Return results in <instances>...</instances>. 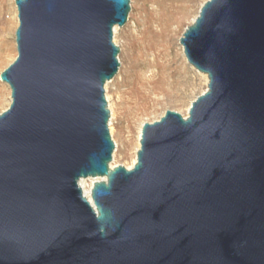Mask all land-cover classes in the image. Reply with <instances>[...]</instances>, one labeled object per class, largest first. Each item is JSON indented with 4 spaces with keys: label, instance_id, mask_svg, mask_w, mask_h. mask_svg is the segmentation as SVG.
Segmentation results:
<instances>
[{
    "label": "water",
    "instance_id": "water-1",
    "mask_svg": "<svg viewBox=\"0 0 264 264\" xmlns=\"http://www.w3.org/2000/svg\"><path fill=\"white\" fill-rule=\"evenodd\" d=\"M131 0H15L1 72L0 264H264V0H207L180 42L208 76L189 114L111 167L106 84ZM106 177L92 187L81 178Z\"/></svg>",
    "mask_w": 264,
    "mask_h": 264
},
{
    "label": "rangeland",
    "instance_id": "rangeland-1",
    "mask_svg": "<svg viewBox=\"0 0 264 264\" xmlns=\"http://www.w3.org/2000/svg\"><path fill=\"white\" fill-rule=\"evenodd\" d=\"M206 1H130L131 10L127 22L121 27L117 26L114 32V40L121 48L119 54L121 65L115 77L105 86L106 97L111 106V134L115 141L112 161L114 166L122 164L128 167L133 164L137 158L140 134L145 122L159 119L168 109L187 116L192 102L206 91L208 80L188 62L180 42L186 27L194 22ZM157 3L162 4V12L166 16L177 11L175 18L181 23L177 48L181 54L183 66L180 68V74L165 80L166 82L157 83L158 86L156 84L150 87L142 84L143 79L150 72L147 68L137 66L142 60H137L141 52L134 46V42L143 29L140 25L143 16ZM18 25V9L15 0H0V75L18 55L16 43ZM146 58L149 60L152 57L149 55ZM11 100V88L0 77V113L9 107Z\"/></svg>",
    "mask_w": 264,
    "mask_h": 264
},
{
    "label": "bare ground",
    "instance_id": "bare-ground-1",
    "mask_svg": "<svg viewBox=\"0 0 264 264\" xmlns=\"http://www.w3.org/2000/svg\"><path fill=\"white\" fill-rule=\"evenodd\" d=\"M176 13L177 11L173 12L172 15L166 16L162 12V4L157 3V5L149 9V12L142 18L140 25L143 26V29L141 30L140 35L138 34L139 36L136 37L134 46L141 52L138 55L137 60L142 61L139 62L137 66L147 68L150 72L143 79V85L154 87L157 83L163 82L173 78L177 74H180V68L183 66V62L181 54L177 48V38L180 32L181 23L175 18ZM116 29L117 26H115L114 32ZM183 48L184 47L181 44L182 51ZM149 55L152 58L147 60L146 57ZM202 74L208 80V76L205 73ZM182 75L183 74H181V76ZM158 85L159 84H157V86ZM109 108L111 110L110 105ZM111 129L110 123V130ZM136 161L137 158L133 161L131 166H128V168H132ZM111 167L115 166L111 163ZM99 180H106V177H87L81 178L79 181L83 194L93 205L92 185L94 182ZM88 181H90V183H88Z\"/></svg>",
    "mask_w": 264,
    "mask_h": 264
}]
</instances>
